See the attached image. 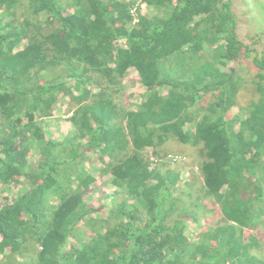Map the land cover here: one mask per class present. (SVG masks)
<instances>
[{"label": "trees", "instance_id": "1", "mask_svg": "<svg viewBox=\"0 0 264 264\" xmlns=\"http://www.w3.org/2000/svg\"><path fill=\"white\" fill-rule=\"evenodd\" d=\"M142 3L156 12L132 25L130 0H0V194L23 187L0 203V264H264V49L233 0ZM126 80L146 89L133 109ZM169 140L199 149V177L150 165Z\"/></svg>", "mask_w": 264, "mask_h": 264}, {"label": "rangeland", "instance_id": "2", "mask_svg": "<svg viewBox=\"0 0 264 264\" xmlns=\"http://www.w3.org/2000/svg\"><path fill=\"white\" fill-rule=\"evenodd\" d=\"M133 5L138 4V0H130ZM144 10L147 12V14H153L156 12L155 6H145ZM233 11L237 17V24H238V34L241 40L244 42H253L257 43L255 46L261 50L264 49V0H233ZM232 64V63H230ZM136 70L133 69V76L136 75ZM127 76V75H126ZM246 77V75L244 76ZM124 82V91L121 92V96H123L122 100L120 102L126 103L127 106L130 109L136 108L137 105L141 100H143L146 89L145 87L140 84L139 82L133 81L129 83L128 80L123 81ZM92 86V85H90ZM166 87H164V90H161L162 92L166 91ZM127 95L129 100H127V97L124 96ZM52 117V116H50ZM43 124L48 128L47 134L55 138L57 140H60L64 136H68L72 133V128L70 126L69 122V114H67L62 107H57L56 110L53 113L52 118H44L42 119ZM164 154L163 155H170V154H177L186 157V160L174 164H169L170 162L166 160L169 165V168L178 170L181 173V180L182 183L188 178L192 176L199 177L200 175V168H199V149L197 147L191 146L189 144H182L176 140H169L165 144H163L159 148ZM147 151L150 150V148L146 149ZM32 157L30 156V162L33 161L35 157L38 156V153L33 150ZM97 153L94 152L91 153L92 158H97ZM100 166V162L95 160L92 162H88V165H85V167L93 174L96 175L97 178H99V174L97 169ZM102 183L99 187H105L109 193L111 192V176L105 175L102 176ZM197 182L201 183V179H195ZM98 187V189L93 190L92 194H88L85 196V201L89 203L90 205L98 208L100 205V197L99 194H101V189ZM23 188V187H22ZM20 187H14L13 185H10L9 187H6L2 193L0 194V203L4 201V197L12 198L13 196H18L22 190ZM52 202L55 201L56 197L51 198ZM107 207L110 206V202L107 201ZM219 207V206H218ZM214 209H217L216 212L212 211L210 212L205 218L200 217L196 222H188L186 233L188 238H190L191 242H196L197 234L200 233V228L205 226V223H208L209 220L212 218L213 215L216 217L220 214V209L217 208V206H214ZM255 213L258 217L264 219V203L260 202L255 207ZM102 213H107V209H105ZM202 221L203 224H196L198 221ZM261 220V219H258ZM236 224H234V227ZM202 227V228H203ZM257 233H264V231H259ZM262 238H259V243L262 244ZM76 245H78L77 241H74ZM1 255V254H0ZM0 258H3V255L0 256ZM5 260V259H3Z\"/></svg>", "mask_w": 264, "mask_h": 264}, {"label": "built area", "instance_id": "3", "mask_svg": "<svg viewBox=\"0 0 264 264\" xmlns=\"http://www.w3.org/2000/svg\"><path fill=\"white\" fill-rule=\"evenodd\" d=\"M145 6H147L146 4L142 3L141 5L138 6V4L136 5H132L130 8V14L132 16V21L131 24H137L140 20L139 18V8L143 9L145 8ZM144 153L148 156V159L150 161V165L154 166L156 163H158L159 161L162 162H167L166 160H168L170 163L169 164H174V163H178V162H182L184 160H186V157L181 156V155H177V154H170V155H166L163 157H157L155 156L151 150H144Z\"/></svg>", "mask_w": 264, "mask_h": 264}, {"label": "crops", "instance_id": "4", "mask_svg": "<svg viewBox=\"0 0 264 264\" xmlns=\"http://www.w3.org/2000/svg\"><path fill=\"white\" fill-rule=\"evenodd\" d=\"M53 117V116H52ZM52 117H47V118H52ZM46 118V117H45ZM96 177V175H93ZM97 178V177H96ZM203 224V222L200 220L198 221V223H196L197 225L198 224ZM203 227V226H202ZM202 227L200 228V231L202 230ZM251 230V229H250ZM252 232H259V231H264V223H261L255 230H251Z\"/></svg>", "mask_w": 264, "mask_h": 264}, {"label": "clouds", "instance_id": "5", "mask_svg": "<svg viewBox=\"0 0 264 264\" xmlns=\"http://www.w3.org/2000/svg\"><path fill=\"white\" fill-rule=\"evenodd\" d=\"M145 4V3H144Z\"/></svg>", "mask_w": 264, "mask_h": 264}]
</instances>
